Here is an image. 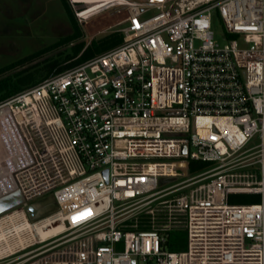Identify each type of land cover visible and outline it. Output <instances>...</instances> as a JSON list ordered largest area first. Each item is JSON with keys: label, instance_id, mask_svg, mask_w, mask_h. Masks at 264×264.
<instances>
[{"label": "built area", "instance_id": "1", "mask_svg": "<svg viewBox=\"0 0 264 264\" xmlns=\"http://www.w3.org/2000/svg\"><path fill=\"white\" fill-rule=\"evenodd\" d=\"M114 1L88 17L123 8L121 45L0 102V199L22 198L0 220L64 226L0 264H264V0ZM190 162L206 168L187 178ZM158 193H179L161 225L130 218Z\"/></svg>", "mask_w": 264, "mask_h": 264}, {"label": "rangeland", "instance_id": "2", "mask_svg": "<svg viewBox=\"0 0 264 264\" xmlns=\"http://www.w3.org/2000/svg\"><path fill=\"white\" fill-rule=\"evenodd\" d=\"M86 8L87 6H70L71 13H68L61 0H0V70L28 56L53 48L33 63L5 73L1 80H8L11 84L22 76L32 74L30 84L32 88L51 77L57 68L80 60L94 42L109 34L122 33L124 26L122 20L125 18L123 8L106 9L94 13L87 19L80 18V12ZM211 31L216 43L219 45L226 43L225 31L217 13L213 15ZM100 55L102 54L97 56ZM67 56L70 57L68 60H66ZM56 61L60 62L59 65L50 71L49 65ZM3 95L4 92H1L0 96ZM179 172L186 173L187 178H192L199 173L188 172L187 166ZM184 179L180 177L166 180L159 187L158 192ZM178 194L158 193L151 198L153 201L150 204L145 203L150 199L139 204L130 218H137L141 224L154 217L155 224L159 226L164 222L162 218L166 216L165 211H160V209L165 210L161 203L175 198ZM40 202L42 203L39 204ZM228 202L235 205H246L257 204L259 200L258 197L231 196ZM32 203L39 204L36 207L44 217L55 209L52 199L48 196L36 199ZM149 209L159 210V212L148 215L146 212ZM44 224L45 221L35 224L36 233L40 238H47L64 230L62 224L50 230L44 229ZM186 248V232L182 227H176L170 233L168 250L182 252Z\"/></svg>", "mask_w": 264, "mask_h": 264}, {"label": "trees", "instance_id": "3", "mask_svg": "<svg viewBox=\"0 0 264 264\" xmlns=\"http://www.w3.org/2000/svg\"><path fill=\"white\" fill-rule=\"evenodd\" d=\"M63 6L65 7L66 11L68 13H71L70 10V6L68 4V2L66 0H61ZM85 4H89L87 6V8H89V10L94 6V2L95 1H83ZM78 34V32H77ZM122 39H123V34L122 33H116V34H109L108 36H105L104 38H102L101 40L94 42L91 46V48H89L84 54L83 56L80 58V60L63 66V67H59L57 68L53 73V75L62 73L66 70H69L71 68H74L75 66L84 63L90 59H92V57L97 56L99 54H104L109 52L110 50L115 49L116 47H118L119 45L122 44ZM56 47V46H55ZM54 47V48H55ZM48 49L45 51H42L40 53L37 54H33L31 56H28L22 60H19L17 62H15L14 64L8 66L7 68L1 69L0 70V93L4 92L3 96H0V102L7 100L21 92H23L24 90H27L28 88H30V84L32 81V74H27L25 76L20 77L18 80H16L15 82L9 84L8 80H1L2 76L11 71V70H15L21 67H24L28 64L33 63L34 61L38 60L39 58H41L46 52L52 50ZM79 49L76 51L75 55L78 53ZM70 57L67 56L66 60H68ZM60 62L56 61L53 62L49 65V70L52 71L53 69H55ZM27 70H25L26 72ZM206 168V165L202 164V163H196V162H190L189 163V172L190 173H195V172H200L202 170H204ZM240 196H246V195H240ZM250 197H255V196H250Z\"/></svg>", "mask_w": 264, "mask_h": 264}, {"label": "bare ground", "instance_id": "4", "mask_svg": "<svg viewBox=\"0 0 264 264\" xmlns=\"http://www.w3.org/2000/svg\"><path fill=\"white\" fill-rule=\"evenodd\" d=\"M86 1L92 2L95 0H86ZM117 1H121V0H115L114 2H117ZM93 10L95 9L91 8L87 12L83 13V16H86L85 18H88V14H90ZM44 221H45V224L43 225L44 229L50 230L56 227V226L49 227L48 223L50 220H44ZM42 222H39V223H42ZM59 225L60 224H58L57 226ZM56 234H53L51 236H54ZM31 236H33V238H36V236H38L36 233L35 224L32 226L31 223H29L25 219L11 220L9 222H5V220H0V258L5 255L14 253L16 249L22 248L25 245V240H27L28 237H31ZM38 238L40 240L47 239V238H40L39 236Z\"/></svg>", "mask_w": 264, "mask_h": 264}, {"label": "water", "instance_id": "5", "mask_svg": "<svg viewBox=\"0 0 264 264\" xmlns=\"http://www.w3.org/2000/svg\"><path fill=\"white\" fill-rule=\"evenodd\" d=\"M184 152H185V148H183V153ZM104 175L105 178L107 179V172H104ZM21 203H22V198L18 193L0 199V214ZM27 210L30 214H33L34 212L32 207H29Z\"/></svg>", "mask_w": 264, "mask_h": 264}]
</instances>
